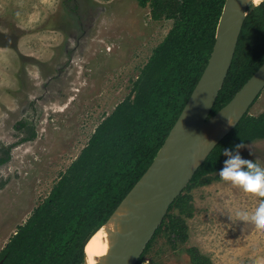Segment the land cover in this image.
I'll use <instances>...</instances> for the list:
<instances>
[{
	"label": "rangeland",
	"instance_id": "1",
	"mask_svg": "<svg viewBox=\"0 0 264 264\" xmlns=\"http://www.w3.org/2000/svg\"><path fill=\"white\" fill-rule=\"evenodd\" d=\"M176 4L0 0V252L103 119L134 99ZM262 112L264 89L248 113ZM245 144L243 155L264 162V139ZM223 166L185 187L136 264H192L197 252L205 264H264V227L237 216L261 194L223 181Z\"/></svg>",
	"mask_w": 264,
	"mask_h": 264
},
{
	"label": "trees",
	"instance_id": "2",
	"mask_svg": "<svg viewBox=\"0 0 264 264\" xmlns=\"http://www.w3.org/2000/svg\"><path fill=\"white\" fill-rule=\"evenodd\" d=\"M225 0H177L174 25L125 98L0 252V264H82L85 245L153 162L211 55ZM264 62V0L245 18L234 58L211 114L227 104ZM264 139V112H248L215 146L190 184L223 166L224 147ZM0 158V163H3ZM207 181V180H206ZM181 196V195H180ZM151 241L164 226L169 211ZM181 228V227H180ZM182 229V228H181ZM174 237L182 238L179 227ZM209 263L201 254L192 264Z\"/></svg>",
	"mask_w": 264,
	"mask_h": 264
},
{
	"label": "water",
	"instance_id": "3",
	"mask_svg": "<svg viewBox=\"0 0 264 264\" xmlns=\"http://www.w3.org/2000/svg\"><path fill=\"white\" fill-rule=\"evenodd\" d=\"M258 4L253 0H225L208 63L181 114L153 162L108 220L90 236L118 210L127 214L116 228L120 238L105 256L104 264L138 262L170 205L184 191L210 152L260 96L264 89V62L227 104L211 114L231 67L244 20ZM227 117L233 124L205 142L204 132L228 123ZM82 264H87V256Z\"/></svg>",
	"mask_w": 264,
	"mask_h": 264
},
{
	"label": "clouds",
	"instance_id": "4",
	"mask_svg": "<svg viewBox=\"0 0 264 264\" xmlns=\"http://www.w3.org/2000/svg\"><path fill=\"white\" fill-rule=\"evenodd\" d=\"M227 121L233 124L228 117ZM245 147L244 140H241L231 148H223L227 158L219 169V176L223 181L261 194L251 207L237 209V216L250 218L256 225L264 227V162L252 155H243L240 149Z\"/></svg>",
	"mask_w": 264,
	"mask_h": 264
},
{
	"label": "bare ground",
	"instance_id": "5",
	"mask_svg": "<svg viewBox=\"0 0 264 264\" xmlns=\"http://www.w3.org/2000/svg\"><path fill=\"white\" fill-rule=\"evenodd\" d=\"M255 3H260L263 0H253ZM262 97V96H261ZM229 123H224L220 128L208 129L204 132V140L208 142L214 138L222 129L228 126ZM127 218V214L123 210H118L115 215L102 226L85 245V256H87V264H104L105 256L112 250V245L119 238L120 233L116 229L120 222Z\"/></svg>",
	"mask_w": 264,
	"mask_h": 264
}]
</instances>
